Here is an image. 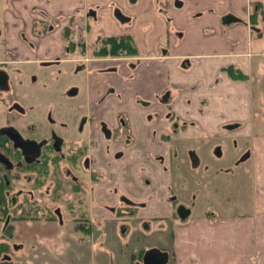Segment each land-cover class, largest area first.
I'll use <instances>...</instances> for the list:
<instances>
[{"label": "flooded vegetation", "instance_id": "flooded-vegetation-1", "mask_svg": "<svg viewBox=\"0 0 264 264\" xmlns=\"http://www.w3.org/2000/svg\"><path fill=\"white\" fill-rule=\"evenodd\" d=\"M103 1L97 2L99 12L88 7L80 14L85 24L74 30L73 13L53 15L32 4L29 16L22 12V0H0V264H99L97 256L101 264H136L152 247L166 251L169 264L174 224L192 213L180 195L165 193L164 174L153 158L161 161L172 140L212 133L202 134L195 120L175 111L167 90L153 98L136 97L144 124L134 129V94L126 89L134 79L137 51L131 35L101 30L92 40L87 37V21L102 23L106 4L113 5ZM169 2L156 0L158 10L164 14ZM225 14L236 21L224 23ZM260 16L259 2H251L252 30L259 31ZM111 17L119 26L131 21L119 6L112 7ZM243 21L232 11L220 18L222 24ZM121 37L130 47L116 46ZM70 63L84 72L82 83L70 78ZM219 126L215 134L232 132L239 124ZM188 153L191 166H197L196 149ZM220 153L217 147L215 154ZM142 168L149 175L145 186L158 181L146 191L158 200L150 202L155 217L134 212V205L149 206L134 200L143 197ZM180 206L189 209L186 219ZM137 222L146 233L157 229L169 241L138 247ZM91 247L98 249L96 256Z\"/></svg>", "mask_w": 264, "mask_h": 264}, {"label": "crops", "instance_id": "crops-1", "mask_svg": "<svg viewBox=\"0 0 264 264\" xmlns=\"http://www.w3.org/2000/svg\"><path fill=\"white\" fill-rule=\"evenodd\" d=\"M22 1V12L29 16L32 4L53 15L73 13L70 26L74 30L84 26L80 14L88 7L98 12L101 8L97 4L101 0ZM107 1L113 5L106 4L103 24L100 19L87 21V37L92 40L101 30L128 33L137 45L134 79L126 85L128 93L134 94V129L144 124V110L136 99L153 98L167 90L175 111L195 120L202 134L213 133L225 122H237L234 135L250 136L248 144L235 150L236 156L249 151L241 166L245 207L240 213L217 217L201 213L175 223L170 246L173 264H264V119L252 117L249 103L252 87L264 86V0H181L176 4L170 0L164 14L156 0L103 2ZM251 2L261 6L259 31L248 24ZM113 6L131 16L130 24H117L111 17ZM228 11L244 21L222 24L220 18Z\"/></svg>", "mask_w": 264, "mask_h": 264}, {"label": "rangeland", "instance_id": "rangeland-1", "mask_svg": "<svg viewBox=\"0 0 264 264\" xmlns=\"http://www.w3.org/2000/svg\"><path fill=\"white\" fill-rule=\"evenodd\" d=\"M1 7L0 9H3V7ZM258 25H261V23L259 22ZM262 60H264V58H262L261 61ZM75 67L76 66H74L73 63H70V69L73 73L70 75V78L72 81H75V83H82L85 74L81 71H75ZM253 74L255 77V72ZM62 78L63 76H60V79ZM252 90V96L249 100L252 109V117L254 118L255 116L260 118V116H262L264 119V86L261 87L260 85L259 90L256 86H253ZM233 132L234 131H222L218 134H215L214 132L211 135H201L192 132L195 135L184 137L181 140H172L169 144L167 143L165 146L166 149L162 152L163 158H161V161L159 160V157H157V160L153 158V162L160 165L164 174L163 178L166 181L164 182L166 184V188L164 189L166 191L165 193L170 194L172 191L171 195H180L185 202L190 203L193 207L190 215L191 218L196 215L198 216L201 213L204 217H217V215H221L220 213L239 212L245 207L242 198L244 184L242 175L243 167L241 166L246 164V161L238 162V158L245 152V150L238 156H236L237 154L235 150L240 148L243 144H248L250 136H244L242 139H239ZM222 134L225 136L223 137ZM143 146L145 148L147 147L146 144ZM217 147L220 151L222 150V153L219 155L215 154ZM193 148L196 149L200 158L199 164L195 167L191 166L188 153V151ZM149 152L154 154V156L158 155L153 151ZM154 163H152L153 165L151 166L155 171ZM138 174H140V184L143 185V189H139L143 197L134 198V200L145 202L146 205L150 206L151 201L156 203L158 200L150 198L146 194V191L149 190L148 187H151L150 190L153 191V188L156 187L158 181L151 180L153 183L149 186H145L148 181L146 179V177L149 176L148 172L145 168H142V170H138ZM135 185L137 186V184ZM175 205L176 201L171 202L170 208H175ZM149 206L148 208H139L137 205H134V212L139 209L140 212H142L141 215L145 217L157 216L156 214H151L154 212V208L152 205L151 208H149ZM141 227H143V224L137 222L134 229V234L137 233V238L134 240V244L137 243L138 247L141 246L147 248L151 246L166 245L164 243L166 238L160 237L159 232L156 231L157 229L146 233ZM161 233L165 234V231L161 230ZM141 235L143 237H141ZM168 241L169 239H167L166 242ZM134 249L136 252L137 247L134 246ZM97 252L98 249L96 250V247H91V255L96 256ZM136 259V256H134V261H136ZM102 260V257L100 259L97 256V262H99V264L102 263ZM169 264H173L171 257Z\"/></svg>", "mask_w": 264, "mask_h": 264}, {"label": "water", "instance_id": "water-1", "mask_svg": "<svg viewBox=\"0 0 264 264\" xmlns=\"http://www.w3.org/2000/svg\"><path fill=\"white\" fill-rule=\"evenodd\" d=\"M116 16L119 17L118 13H116ZM237 18H235L233 15L231 14H225L222 17V21L224 23H227L229 21H236ZM236 124H232L228 127H233ZM249 155L248 152L244 153L241 157L240 160H244L247 156ZM179 213H180V217L182 219H186L188 214H189V209H183L182 206L179 207ZM168 259V254L166 251H162L157 247H152L150 249H148L144 255H143V260L142 262H137L136 264H165L167 262Z\"/></svg>", "mask_w": 264, "mask_h": 264}, {"label": "trees", "instance_id": "trees-1", "mask_svg": "<svg viewBox=\"0 0 264 264\" xmlns=\"http://www.w3.org/2000/svg\"><path fill=\"white\" fill-rule=\"evenodd\" d=\"M255 18V14H252V19ZM124 39H126L125 37H121V40L117 41L116 46L117 47H120V46H127V47H130V44L128 42H124ZM115 40V39H114ZM114 44V45H115Z\"/></svg>", "mask_w": 264, "mask_h": 264}]
</instances>
